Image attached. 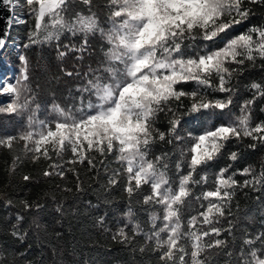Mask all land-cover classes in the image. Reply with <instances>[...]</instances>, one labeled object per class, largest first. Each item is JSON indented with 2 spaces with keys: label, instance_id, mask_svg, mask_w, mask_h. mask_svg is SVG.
<instances>
[{
  "label": "snow or ice",
  "instance_id": "snow-or-ice-1",
  "mask_svg": "<svg viewBox=\"0 0 264 264\" xmlns=\"http://www.w3.org/2000/svg\"><path fill=\"white\" fill-rule=\"evenodd\" d=\"M3 2L11 5L13 0ZM26 3L30 7L36 5L31 7L36 23L25 48L55 43L59 57L79 53L76 58L83 60L85 55H90L89 36L95 33H99L109 47L98 67L89 66L88 72L83 74L86 82L75 89L78 95L71 97L66 107L53 103L48 109V118L43 120L37 115L40 104H34L36 94L29 83L26 56L19 57L23 67L20 74L12 78L13 82L0 79V95L13 97L7 107L0 108V114L25 117L21 130L15 135H0V146L8 149L23 141L22 156L14 157L12 170L24 159L35 161L41 156L51 159L50 150L61 159L65 152H70L72 159L67 161L68 164H83L87 160L90 168L96 167L93 152L101 156L115 152L120 169H110L103 160L100 161L108 174V187L119 183L122 169L126 179L125 191L130 198L147 184L151 195L144 196L143 203L163 209L162 227L156 228L159 217L153 212L150 215L153 230L145 232L139 223L133 222L135 213L129 207L125 216L133 224V234L143 233L146 241L154 240L153 250L161 251L163 264H205V260L210 264L211 256L201 259L203 253L228 247V241L219 237L222 232L231 234L233 220L228 221L227 228L217 225L226 219V212L227 216H235L232 201L236 188L251 187L258 191L260 181L246 179L240 185L234 178L236 172L226 176L228 168L220 169L212 181L214 190L194 197L197 203L207 201V207L187 220L185 230L182 216L192 207L190 185L209 183L207 172L198 180L194 178L197 169L207 168L210 162L223 155L230 140L251 137L264 144V122L252 126V106L257 99L264 97V86L259 83L250 85L253 97L243 103L239 116L233 115L227 123L204 130L198 136L188 134V139L194 143L189 149H178L180 161L175 166L176 172L180 173L182 165L186 164L188 172L180 176L175 190L167 174L168 154L156 156L154 160L148 157L152 145L158 141L169 144L175 141L179 145L185 139L177 134L185 117H190L197 125L201 116L217 115L216 110L227 117L224 110L233 104L235 89L231 81L240 71L239 66L246 60L254 64L257 58H264V25L251 26L246 32L224 42L223 47L210 48L209 42L215 44L222 40L229 30L256 15L250 5L264 6V0H108L107 30L100 26L95 14L78 15L74 20L66 21L63 12L68 0H26ZM82 3L91 5L92 0H82ZM65 32L82 35L80 45H64L66 51H61L60 40ZM5 43L6 39L0 38V49ZM231 64L238 67L230 68ZM65 74L80 76L78 71ZM214 79L218 83H213ZM188 83L194 84L195 90L184 91L183 85ZM209 91L225 93L227 98L209 99ZM182 98L191 101L186 111H181L183 105L179 103L176 107L170 106V102H180ZM165 110L170 113L167 132L155 126L158 114ZM249 147L255 149L256 143ZM238 158L237 152L229 156L232 161ZM50 167L52 171H45V177H64L63 163H54ZM252 171L246 167L239 175H250ZM23 179L29 181L31 177L25 175ZM260 179H264V169L260 172ZM7 203L10 205L12 201ZM23 206L26 210L33 207L27 202H23ZM35 207L39 209L42 205L36 204ZM57 211H61L60 205ZM236 211H240L239 206ZM23 219L17 216V225L12 232L21 242L27 235L17 230ZM104 221L105 217L100 216L97 224L103 226ZM125 228H118L112 238L130 243L132 238ZM162 233L166 234V239L161 238ZM256 241L261 242L259 249L252 247ZM243 243L251 248L247 255L241 252L243 264H264V232L254 239H245Z\"/></svg>",
  "mask_w": 264,
  "mask_h": 264
},
{
  "label": "trees",
  "instance_id": "trees-1",
  "mask_svg": "<svg viewBox=\"0 0 264 264\" xmlns=\"http://www.w3.org/2000/svg\"><path fill=\"white\" fill-rule=\"evenodd\" d=\"M17 13L24 12L28 20L26 23L13 22L8 44L0 53V79L3 77L7 82H13V77L20 74L23 67L19 57L24 55L29 62V83L35 91L36 99L34 104H40L39 119L48 118V109L53 103H58L61 107H66L71 102V97L78 94L75 89L83 86L84 73L88 72L89 66L96 68L103 59V53L107 51L109 45L99 34L89 36L90 55H85L83 60L76 57L79 53H69L61 58L58 55L56 44L33 45L25 48L28 43L29 33L35 29V17L32 16L31 7L26 0H13ZM108 0H92L91 5L82 3V0H68L66 10L63 12L66 21L74 20L78 15L85 17L95 14L100 26L105 30L109 27L107 7ZM256 15L248 21L235 26L229 30L222 40L215 44L209 42L210 48L223 47L227 40L244 33L251 26L264 25V6L250 5ZM47 19V18H46ZM83 36L77 34L73 36L65 32L60 40V50L66 51L64 45L78 47ZM255 39V36H254ZM17 43L21 47L16 49L13 46ZM197 43H201L197 41ZM255 55V53H254ZM230 68H237L236 64L229 65ZM240 71L233 76L231 85L235 89L233 104L224 112L227 117L220 115H203L200 123L194 124L190 117H185L181 121V127L177 134L185 139L179 145L175 141L172 144L157 142L152 145L149 159L156 156L168 154V178L172 182L173 190L178 187L181 175H186L188 168L182 165V171L176 172V164L180 161L179 148L189 149L194 143L188 139V134L193 136L202 134L204 130H212L220 124L227 123L233 115L241 114L240 108L247 100L253 97L250 88L252 83H259L264 86V58H257L253 64L245 61L239 66ZM71 71L80 73V76H67L65 72ZM91 78V77H89ZM218 83V80H213ZM184 91L195 90V85L188 83L183 85ZM209 99H226L227 94L219 92H208ZM10 95H0V108L7 107L12 102ZM182 104L181 111H186L191 106V101L182 98L180 102H170V106L176 107ZM264 97L256 100L252 106V126L264 122ZM170 113L167 110L160 112L157 116L156 127L163 132L169 128L168 120ZM25 117L17 118L15 115L0 114V135H15L21 130ZM211 121V124L208 122ZM256 143V148L249 145ZM23 141L14 143L12 149L0 146V264H163L160 260L161 251L155 248V242L146 241L143 233L133 234V224L128 222L125 213L131 207L135 213L133 222L139 223L145 232H151L152 225L150 215L155 212L159 219L156 228L162 227L163 209L157 205H145L143 197L151 195L149 185H142L139 193H134L130 198L125 191L126 179L121 169L118 178L119 183L111 188L108 187V174L104 171L105 165L110 169H120L121 165L116 162V153L101 156L99 153H92L95 157V168H90L87 160L83 163L68 164L72 159L70 152H65L63 158H58L51 152V159L43 156L33 161L24 159L15 170H12L15 156H22ZM232 152L239 153L236 161L229 159ZM103 160L105 165L100 161ZM63 163L65 175L45 177V171H52L50 165ZM229 165L231 167L229 168ZM251 168L250 175H239L244 168ZM222 168H228L225 175L236 172L234 177L240 185L247 180L257 179L260 181V188L254 191L251 187H237L236 194L232 201V211L234 217L227 216L218 227L227 228L228 221L233 220L234 227L231 234L222 232L220 239L228 241V247L224 249H212L202 254L201 259L211 256L210 264H243L241 252L245 255L251 250L243 241L254 239L256 235L264 232V179H260V172L264 169V144L254 141L251 137H244L242 140H230L221 155L216 160L210 162L207 168L197 169L194 178L199 179L204 172L209 175V183L206 185H195L192 187V196L189 199L192 207L182 216L185 224L193 215H199L205 211L207 201L196 202L194 197L201 193L214 190L212 181L215 175ZM71 169V170H69ZM31 177L25 181L23 177ZM78 187L81 189L78 191ZM12 201L9 205L7 201ZM23 202H27L33 207L25 209ZM36 204L42 205L37 209ZM201 204L203 207H201ZM61 206V211H57V206ZM239 206L240 211L236 208ZM24 219L18 224L20 233H27L23 242L12 235L14 226L17 225V216ZM100 216L105 217L103 226L97 224ZM130 243H121L119 239H113V234L120 227H125ZM166 239V234L161 235ZM207 239V238H206ZM260 241L252 247L259 249ZM143 248V251L140 249ZM232 253L231 256L228 253ZM205 264H209L205 260Z\"/></svg>",
  "mask_w": 264,
  "mask_h": 264
},
{
  "label": "water",
  "instance_id": "water-1",
  "mask_svg": "<svg viewBox=\"0 0 264 264\" xmlns=\"http://www.w3.org/2000/svg\"><path fill=\"white\" fill-rule=\"evenodd\" d=\"M12 12H13V7L11 5H6L4 4L3 0H0V38H5L6 43L8 42V37H9V32L10 28L12 26ZM7 33V36L5 35ZM4 45V47H5ZM0 49V53L4 49Z\"/></svg>",
  "mask_w": 264,
  "mask_h": 264
},
{
  "label": "rangeland",
  "instance_id": "rangeland-1",
  "mask_svg": "<svg viewBox=\"0 0 264 264\" xmlns=\"http://www.w3.org/2000/svg\"><path fill=\"white\" fill-rule=\"evenodd\" d=\"M17 3L15 1L12 2V7H13V12H12V22H17V21H26L28 20V18L26 17V15L24 14V12L21 13H17L15 11V7L14 5H16ZM33 16V14H32ZM13 24V23H12ZM10 42H7V44ZM13 46H15L16 49H19L21 46L18 45L17 43H14ZM1 79H4L3 77Z\"/></svg>",
  "mask_w": 264,
  "mask_h": 264
}]
</instances>
